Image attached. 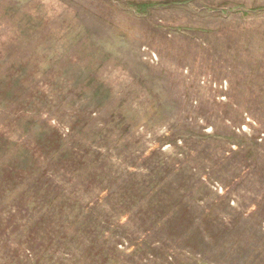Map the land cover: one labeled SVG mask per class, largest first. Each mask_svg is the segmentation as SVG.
I'll list each match as a JSON object with an SVG mask.
<instances>
[{"label": "rangeland", "instance_id": "374dc122", "mask_svg": "<svg viewBox=\"0 0 264 264\" xmlns=\"http://www.w3.org/2000/svg\"><path fill=\"white\" fill-rule=\"evenodd\" d=\"M0 264H264V0H0Z\"/></svg>", "mask_w": 264, "mask_h": 264}, {"label": "trees", "instance_id": "16d2710c", "mask_svg": "<svg viewBox=\"0 0 264 264\" xmlns=\"http://www.w3.org/2000/svg\"><path fill=\"white\" fill-rule=\"evenodd\" d=\"M14 170V169H13ZM13 170H11V171H13ZM15 172H17V170L15 169Z\"/></svg>", "mask_w": 264, "mask_h": 264}]
</instances>
